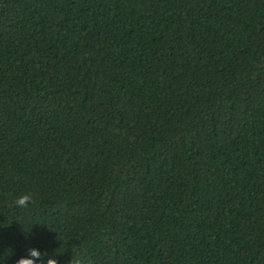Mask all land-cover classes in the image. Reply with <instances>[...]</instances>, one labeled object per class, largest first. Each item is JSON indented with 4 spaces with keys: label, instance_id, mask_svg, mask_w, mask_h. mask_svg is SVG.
I'll return each mask as SVG.
<instances>
[{
    "label": "trees",
    "instance_id": "16d2710c",
    "mask_svg": "<svg viewBox=\"0 0 264 264\" xmlns=\"http://www.w3.org/2000/svg\"><path fill=\"white\" fill-rule=\"evenodd\" d=\"M33 247L264 264V0H0V264Z\"/></svg>",
    "mask_w": 264,
    "mask_h": 264
},
{
    "label": "clouds",
    "instance_id": "9594fccd",
    "mask_svg": "<svg viewBox=\"0 0 264 264\" xmlns=\"http://www.w3.org/2000/svg\"><path fill=\"white\" fill-rule=\"evenodd\" d=\"M30 203H35L34 194L26 192L21 194L16 200L15 204L18 207L26 208ZM73 256L67 261V264H94V261L82 255L80 252L72 250ZM47 258L44 261H41V253L37 248L28 249L27 255L20 256L15 260V264H58L57 259L49 254H46Z\"/></svg>",
    "mask_w": 264,
    "mask_h": 264
}]
</instances>
